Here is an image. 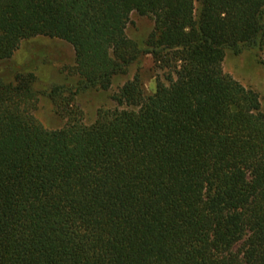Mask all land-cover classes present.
Here are the masks:
<instances>
[{"label": "trees", "instance_id": "trees-1", "mask_svg": "<svg viewBox=\"0 0 264 264\" xmlns=\"http://www.w3.org/2000/svg\"><path fill=\"white\" fill-rule=\"evenodd\" d=\"M36 36L73 46L78 80L48 127L36 75L0 76V264H264V111L224 68L263 45L264 0H0V61ZM143 54L155 91L137 71L86 121L75 95Z\"/></svg>", "mask_w": 264, "mask_h": 264}, {"label": "rangeland", "instance_id": "rangeland-1", "mask_svg": "<svg viewBox=\"0 0 264 264\" xmlns=\"http://www.w3.org/2000/svg\"><path fill=\"white\" fill-rule=\"evenodd\" d=\"M152 28L150 17L134 12L128 24L130 37L141 40ZM73 46L64 39L36 36L24 40L11 59L0 61V76L12 78L18 70L31 71L36 75L34 87L39 93L35 114L48 127L63 122L57 112V102L50 96L55 85L64 84L75 89L78 75L74 67ZM225 70L247 87L259 92L264 111V43L261 47L244 48L236 52L229 48L224 60ZM139 72L147 94L156 89L157 76L162 74L151 54H143L127 74L114 80L109 90L87 89L75 95L76 104L84 111L86 121H92L99 108L114 106L112 94L123 82Z\"/></svg>", "mask_w": 264, "mask_h": 264}]
</instances>
